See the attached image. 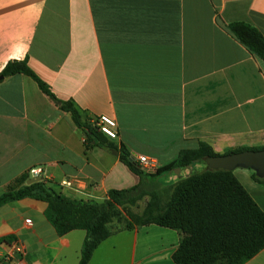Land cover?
<instances>
[{
    "label": "crops",
    "instance_id": "obj_1",
    "mask_svg": "<svg viewBox=\"0 0 264 264\" xmlns=\"http://www.w3.org/2000/svg\"><path fill=\"white\" fill-rule=\"evenodd\" d=\"M237 22L264 36V0H0V73L27 60L86 119L114 118L118 138L109 140L137 164L147 157L167 165L201 142L217 154L264 147V62L227 31ZM85 140L31 78L0 82V196L34 167L78 200L102 202L140 184L119 153L86 149ZM233 174L264 212V186L253 171ZM64 180L72 188L61 187ZM46 208L29 198L2 206L0 239L19 241L22 264H79L86 232L58 236ZM111 231L89 264H115L116 255L119 264H175L179 232ZM9 253L10 243H0V261ZM246 264H264V250Z\"/></svg>",
    "mask_w": 264,
    "mask_h": 264
},
{
    "label": "trees",
    "instance_id": "obj_2",
    "mask_svg": "<svg viewBox=\"0 0 264 264\" xmlns=\"http://www.w3.org/2000/svg\"><path fill=\"white\" fill-rule=\"evenodd\" d=\"M226 29L264 62V36L256 27L237 22L227 25ZM16 75L31 78L61 111L71 115L74 125L86 136V149L100 147L117 151L120 161L140 177L138 186L112 190L102 202L68 197L55 191L45 180L26 185L30 180L28 174L0 196V208L27 198L46 203L45 217L60 237L76 230L85 231L79 264L90 263L95 250L112 235L111 225L119 216H123L121 221L124 222L119 231L157 225L179 232L181 241L173 255L175 264H246L264 250V212L232 171H214L206 166L207 160L213 157L263 151L264 147L238 148L217 154L212 146L201 142L197 149L183 150L171 163L146 172L132 160L123 145L118 146L104 136L72 101L58 100L27 60L10 61L0 73L3 77L0 82ZM198 165H204V171H196ZM177 170L189 173L179 176L170 186V194L165 195L161 179L176 175ZM253 178L264 186V178L254 172ZM145 198L148 201L141 214L129 210ZM13 239L4 237L0 243L9 244Z\"/></svg>",
    "mask_w": 264,
    "mask_h": 264
},
{
    "label": "built area",
    "instance_id": "obj_3",
    "mask_svg": "<svg viewBox=\"0 0 264 264\" xmlns=\"http://www.w3.org/2000/svg\"><path fill=\"white\" fill-rule=\"evenodd\" d=\"M99 131L110 140H116L118 138L117 134V123L114 118L103 115L100 116L96 121L92 122ZM139 166L142 170L146 172H153L157 169V164L155 161L150 160L147 157L139 158ZM44 169L42 167H34L28 171V176L30 179L36 177L44 176ZM61 187L70 189L73 184L70 180H64L61 182ZM27 224L31 226V222L28 221ZM24 255V248L21 246L19 241L13 240L10 243V253L5 257L0 264H22V256Z\"/></svg>",
    "mask_w": 264,
    "mask_h": 264
},
{
    "label": "water",
    "instance_id": "obj_4",
    "mask_svg": "<svg viewBox=\"0 0 264 264\" xmlns=\"http://www.w3.org/2000/svg\"><path fill=\"white\" fill-rule=\"evenodd\" d=\"M3 77H0L2 80ZM115 156L118 155L117 151H112ZM206 166L214 171L226 170L234 171L236 169L252 170L259 178H264V150L263 151H244L231 155L213 157L207 160ZM192 167H189L191 170ZM181 171H176V176H181ZM43 177H36L30 179L27 185H32L37 182H42Z\"/></svg>",
    "mask_w": 264,
    "mask_h": 264
},
{
    "label": "rangeland",
    "instance_id": "obj_5",
    "mask_svg": "<svg viewBox=\"0 0 264 264\" xmlns=\"http://www.w3.org/2000/svg\"><path fill=\"white\" fill-rule=\"evenodd\" d=\"M204 169H205L204 165H198L197 168H196V171L202 172V171H204ZM169 177H170V175L161 179V183L163 184V189L166 190V194L165 195L170 194V191H171L170 186L173 185V183H174V182L173 183L170 182ZM147 201H148V198H145L144 200L139 202L137 206L130 207L129 210L132 213L141 214L143 212V210L145 209ZM122 217L123 216H119L118 218H116L114 220V222L112 223L111 228H113L115 230L122 229L124 227V222L121 221ZM120 257H121V255H116V259L117 260H115V262H114L115 264H119V262H122V260H120ZM109 264H110V262H109Z\"/></svg>",
    "mask_w": 264,
    "mask_h": 264
}]
</instances>
